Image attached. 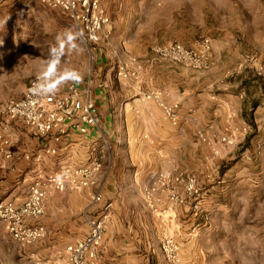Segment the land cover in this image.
I'll list each match as a JSON object with an SVG mask.
<instances>
[{
  "label": "crops",
  "instance_id": "0c3cea01",
  "mask_svg": "<svg viewBox=\"0 0 264 264\" xmlns=\"http://www.w3.org/2000/svg\"><path fill=\"white\" fill-rule=\"evenodd\" d=\"M34 2L0 0V45L8 49L17 45L21 37L12 32L7 20ZM101 9L109 22L90 81L100 113L96 131L87 136L73 133L56 143L30 132L20 119L0 116V130L19 152L0 168V199L21 203L27 198L36 169L35 160L27 156L39 148L58 150L56 155L43 157V168L48 171L59 164L85 165L97 156L103 162L97 176L103 202L92 204L89 189L51 190L45 213L35 220L45 226L46 236L33 245L14 240L23 247L21 261L32 264V252L62 258L69 243L86 236L84 215L97 214L99 207L112 202L100 264H172L160 247L161 230L181 244L185 261L255 264L252 253L262 227L256 215H250V207L264 197L250 188L252 177L241 165L245 160L236 146L223 144L219 137L231 133L238 142L251 137V125L264 115V77L246 69L230 73L239 54L216 39L215 64L209 69L161 59L153 46L167 43L176 34L168 33V26L153 24L152 10L143 0H102ZM84 43L92 53L85 38ZM186 44L191 45L190 41ZM121 67L127 76L118 75ZM30 79L21 95L12 98L23 96ZM153 90H161L170 103L180 102L178 125L164 117L155 100L145 97ZM200 131L207 142L199 137ZM257 131L252 132V141L264 144V131ZM225 161L230 162L223 165ZM180 174L197 176L206 191L200 213L194 212L186 198L183 181H163L165 176L174 179ZM174 192L183 201L171 200Z\"/></svg>",
  "mask_w": 264,
  "mask_h": 264
},
{
  "label": "built area",
  "instance_id": "2783aa9c",
  "mask_svg": "<svg viewBox=\"0 0 264 264\" xmlns=\"http://www.w3.org/2000/svg\"><path fill=\"white\" fill-rule=\"evenodd\" d=\"M51 8L65 11L83 29L86 42L97 47L104 38V29L109 22L101 9L102 0H40ZM152 50L161 58L184 66L205 70L215 63L213 41L210 37H203L194 46H187L173 40L165 44H155ZM255 69L264 61V55L252 58ZM242 61L238 71L244 66ZM118 75L127 76L124 67ZM258 75L264 77L258 72ZM147 99H153L162 108L164 117L173 125L180 122V102H168L161 90H153L145 94ZM0 116L8 119H20L30 132L38 136L51 138L58 143L73 133L91 135L100 123L99 109L92 96L91 85H81L76 80L65 83L54 75L34 76L27 84L23 96L19 99L10 98L0 106ZM256 127L264 131V115L256 122ZM247 131V128H245ZM203 141H208L203 131L198 133ZM220 142L228 146H235L237 140L234 134H224L219 137ZM56 147L39 148L27 158L32 157L36 162V169L32 176L27 198L17 203L15 200L0 199V221L6 232L13 240L23 245H33L46 236V228L35 220L46 211L45 200L51 190H83L89 189L87 196L92 204L103 202V194L98 188L97 176L103 169L102 156L93 158L85 165L59 164L48 171L43 168L44 155H56ZM242 155L252 162L257 156L242 152ZM19 156V152L12 146L11 139L0 130V168L5 160ZM164 182H184L186 198L191 200L195 209L201 207L205 193L200 188L196 177L182 174L174 179L165 176ZM171 200L183 201L175 192ZM193 202V203H192ZM112 202H106L98 208V213L84 215L88 232L85 237L69 243L65 247L62 258L51 259L37 252L31 253L32 264H100V250L107 229L109 211ZM161 250L166 259L172 264H196L185 261L184 250L179 242L166 230L159 233Z\"/></svg>",
  "mask_w": 264,
  "mask_h": 264
},
{
  "label": "rangeland",
  "instance_id": "374dc122",
  "mask_svg": "<svg viewBox=\"0 0 264 264\" xmlns=\"http://www.w3.org/2000/svg\"><path fill=\"white\" fill-rule=\"evenodd\" d=\"M35 1L30 9L23 8L7 20L12 32L21 38L13 49L0 45V106L8 99L20 96L28 80L37 75H54L62 82L76 80L82 85H91L90 81L94 79L100 58L99 48L102 46H91V53L84 43L85 36L80 25L63 10L46 8ZM143 2L147 9L150 7L148 10H152L155 26H168L170 30L168 33L176 34V37L168 40L169 42L177 40L186 44L190 41L191 45L188 46H194L203 37H210L213 42L214 39L221 40L239 54L237 64L229 70L230 73L235 72L238 65L245 61L246 67H242L243 70H253L256 75L258 72L263 74L264 61L258 64L257 71L252 58L264 55V0H143ZM236 75L237 73L233 74ZM250 128L252 131L248 132L251 137L241 142L237 141L235 146L239 157L245 160L240 162L241 165L247 168L246 174L252 177L250 182L253 186L250 188L255 187L254 192L262 198L264 156L261 151L264 144H261L262 141H252V134L258 133L256 123ZM242 152L256 155L257 161L248 160L241 154ZM227 162L230 161H225L223 165ZM192 176L197 178L195 175ZM204 198L199 209H195L192 204L194 212L200 213ZM263 200L260 199L250 207V215H256L257 223L262 227L257 249L252 253V261L255 264H264ZM21 248L23 247L5 232L4 224L0 221V264H26L21 261L19 254L23 250Z\"/></svg>",
  "mask_w": 264,
  "mask_h": 264
}]
</instances>
